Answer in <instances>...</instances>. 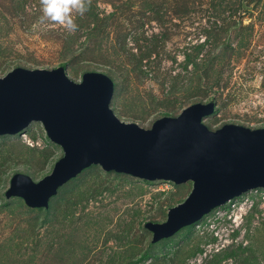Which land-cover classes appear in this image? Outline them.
Masks as SVG:
<instances>
[{"label": "rangeland", "instance_id": "obj_1", "mask_svg": "<svg viewBox=\"0 0 264 264\" xmlns=\"http://www.w3.org/2000/svg\"><path fill=\"white\" fill-rule=\"evenodd\" d=\"M91 1L99 11L107 13L113 10V4L116 6L124 0ZM217 1L220 0H188L190 12L186 16L177 15L176 5L167 1L163 17L156 20L154 14L146 13L138 31L146 37L165 30L171 33L160 53V69L173 74L181 70L184 51L204 40L205 29L214 21H221L220 17L232 14L247 35L241 58L232 62L235 67L231 81L242 80L243 92L236 101L228 102L203 122L210 129L225 123L264 127V0H239L246 7L235 11L232 8L238 7V0H222L223 7L216 10L213 4ZM35 7V0H26L28 16ZM36 21L26 32L19 24L11 25L2 39L4 45L12 48L10 56H0V76L18 66L30 69L59 66V43L50 40L44 32L58 24L42 21L41 17ZM116 30L124 31L122 27ZM133 43L130 39L129 45L135 47ZM152 58L154 55L150 59L154 65L157 58ZM86 70L80 64L73 69L66 67L68 77L74 81H79ZM95 71L104 73L100 69ZM121 80L124 82L119 90L114 88L110 103L120 120L149 128L154 120L166 115L164 109L155 107L162 97L159 79H136L130 74L129 79ZM187 105L177 103L168 115H178ZM11 156L15 157L14 163L6 162ZM61 156V147L48 139L38 121L29 123L19 134L0 135V207L4 208L0 212V247L5 251L2 258L14 259L16 264H116L120 259L125 262L122 257L129 256V251L134 250L137 256L151 241V232L142 228L144 223L164 221L168 209L184 200L192 187L191 181L147 183L128 174L104 171L96 165L66 182L51 198L50 203L57 204L51 222L34 226L37 212L28 210L30 207L23 199L5 196L10 178L21 172L37 181L51 171ZM173 244L182 247L180 259L190 248L202 249L186 258L184 264H203L214 253L220 254L239 244L245 247L240 258H221L217 264H243L246 259L252 264H264V188L249 190L212 209L190 228L182 229L168 241L156 243L155 249L167 252ZM151 263L147 259L136 264Z\"/></svg>", "mask_w": 264, "mask_h": 264}, {"label": "water", "instance_id": "obj_2", "mask_svg": "<svg viewBox=\"0 0 264 264\" xmlns=\"http://www.w3.org/2000/svg\"><path fill=\"white\" fill-rule=\"evenodd\" d=\"M113 93L114 81L106 73L86 71L74 81L62 65L18 66L0 76V135L21 133L38 121L62 149L39 180L14 173L5 196L47 208L62 185L91 165L146 181H191L188 195L168 209L164 221L144 223L151 242H157L242 193L264 188V127L225 123L210 129L203 122L215 110L209 100L143 128L115 115Z\"/></svg>", "mask_w": 264, "mask_h": 264}, {"label": "trees", "instance_id": "obj_3", "mask_svg": "<svg viewBox=\"0 0 264 264\" xmlns=\"http://www.w3.org/2000/svg\"><path fill=\"white\" fill-rule=\"evenodd\" d=\"M35 1L36 7L31 9L32 15L29 16L26 11V0L0 1L2 4V7H0V56H10L8 54L12 47L4 45L5 42L2 39L7 36L11 25L19 24L21 30L25 31L28 28L30 29L37 22L36 19L42 16L40 0ZM167 1L176 5L174 10L179 16H186L190 12L188 0H124L116 6L113 4V10L107 13L99 11L96 4L90 0L88 11L82 16H75L78 25L77 31L69 32L58 25L56 28H47L44 32L49 34L50 40L59 43L58 54L60 60L58 65L73 69L76 64H80L82 67H86V71L103 70L114 81V88L116 87L117 90L124 82L120 79H129L130 74L136 79H159V84L163 90L162 97L157 100L155 107L164 109V114L168 115V112L174 111L177 103L186 102L190 104L209 100L215 102L213 113L216 114L228 105V102L236 101L240 93L243 92L244 82L242 80L231 81L235 67L232 62L241 58L242 49L247 45V35L243 34V26L232 17V14L220 17L221 21H214L209 29H205L204 40L193 45L191 49L187 48L184 51L180 71L173 74L170 70L163 71L160 69L162 60L160 53L171 33L165 30L146 37L138 30L144 24L142 19L146 13H152L155 15L156 20H160L167 11L164 6ZM221 1L213 4L216 10L223 7ZM238 2V7L232 8V10L235 11L237 8L242 7L241 2L239 0ZM3 9H5L3 12L8 13L13 21H9L8 16L5 17L2 13ZM5 27L7 29H4ZM116 27H122L124 31L116 30ZM249 27L251 28V26ZM130 39L136 45L135 47L129 45ZM234 40L236 41L235 44H233ZM152 55L157 58V63L154 65L150 64L152 63L150 61ZM244 81L246 80L244 79ZM262 84L264 86V77ZM14 158V156H11L6 162L14 163ZM94 166L96 165L87 168ZM109 172L117 173L114 171ZM144 181L151 183V181ZM50 200L47 208H28V210L37 212L32 225L43 226L55 218L53 215L56 214L57 204L55 202L50 203ZM3 203L6 205L8 202ZM3 209L0 207V212ZM191 225L182 229H188ZM142 228L147 231L144 226ZM170 239L171 237L157 242L149 241L147 248L139 255H134V250H131L129 256L122 257V260H126L125 262L120 259L116 264H136L147 259H151V264L156 262L184 264L186 258L202 251L199 247L190 248L185 253L186 256H182L183 259H180L182 247L176 244H173V247L167 252L156 251V243H162ZM244 250L245 247L239 244L235 248L223 250L220 254L214 253V256L203 264H217L221 261V258L227 257L240 258L239 256L242 255L240 253ZM4 252L0 247V264H16L14 259L2 258ZM243 264L252 263L246 259V263Z\"/></svg>", "mask_w": 264, "mask_h": 264}, {"label": "clouds", "instance_id": "obj_4", "mask_svg": "<svg viewBox=\"0 0 264 264\" xmlns=\"http://www.w3.org/2000/svg\"><path fill=\"white\" fill-rule=\"evenodd\" d=\"M90 0H40L41 20L58 24L69 32L78 30L75 16L88 11Z\"/></svg>", "mask_w": 264, "mask_h": 264}]
</instances>
